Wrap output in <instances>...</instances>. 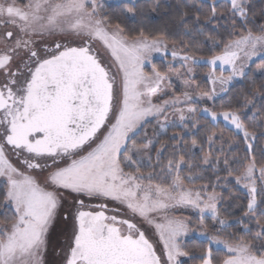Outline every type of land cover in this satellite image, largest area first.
<instances>
[{"label": "snow or ice", "instance_id": "1", "mask_svg": "<svg viewBox=\"0 0 264 264\" xmlns=\"http://www.w3.org/2000/svg\"><path fill=\"white\" fill-rule=\"evenodd\" d=\"M106 4L0 0V264H264V0Z\"/></svg>", "mask_w": 264, "mask_h": 264}, {"label": "trees", "instance_id": "2", "mask_svg": "<svg viewBox=\"0 0 264 264\" xmlns=\"http://www.w3.org/2000/svg\"><path fill=\"white\" fill-rule=\"evenodd\" d=\"M186 2L190 3L191 0H138V3H140L142 6H145V7L156 6L157 4L159 5L158 10L156 12H152L149 14V27L150 28H163L165 24L169 23L171 18L176 16V14H177V7L176 6L178 4H184ZM106 7L108 8L109 12H113V11L118 12V10H119L117 8V3H108V4H106ZM197 55H205V56L211 55V53L207 51L206 43L201 45V51L198 52ZM259 63H260V61L257 60L256 63L251 65V67L255 68ZM204 70H205V67H201V68H198L196 70V82L200 83L201 88H207V83H206V81L202 75ZM250 74L251 73H249V75ZM257 84H259V80L257 81ZM234 85L235 86L233 88V91H239V90H242L246 87L245 82H241V83H235L234 82ZM221 103H223L222 100L218 99L216 101L217 105H220ZM207 106L210 107L211 102L208 103ZM258 107H259V102H258ZM201 122L203 123L202 118H201ZM149 125H152V124H149ZM149 125H147V126H149ZM221 127H223V125H221ZM172 131H173V129H168L169 134H171ZM176 131L187 132V130H181V129H176ZM194 134H195V130H193L192 132H187V134L185 135V139L190 143L191 139L194 137ZM162 139H166V137H162ZM221 175H223V173H221ZM211 178L214 179V177H211ZM207 182H208V177H206L204 181H197L196 183L200 184V183H207ZM217 191H220V189H217ZM224 195L227 197V192H225ZM1 199H2V197H0V200ZM236 215H239V213H237ZM188 240H189L190 245H191V243H193L194 240L196 243H199L198 238H191ZM219 255L222 256L223 253L221 252V253H219ZM188 264H195V262L188 261Z\"/></svg>", "mask_w": 264, "mask_h": 264}, {"label": "rangeland", "instance_id": "3", "mask_svg": "<svg viewBox=\"0 0 264 264\" xmlns=\"http://www.w3.org/2000/svg\"><path fill=\"white\" fill-rule=\"evenodd\" d=\"M108 3H117V0H107V4ZM208 71L207 67L205 66V70L204 72L202 73L203 75V78H204V74ZM217 73L219 74V69H217ZM228 73L225 72V75H227ZM251 75V74H250ZM207 87H209V85H207ZM210 103V102H209ZM201 107L205 106L203 104L200 105ZM148 127V130H149V134L151 135L152 133V128H153V125H149L147 126ZM169 129H172V128H169ZM157 131H159V129H157ZM71 199V198H69ZM0 202H2V199L0 200ZM86 203H99L98 201H88L86 200L85 201ZM6 211V210H5ZM237 214V213H236ZM172 215L176 216V217H181V216H189L191 215V212L190 211H185V210H177L175 212L172 213ZM224 215H227V213H224ZM11 219L10 215L8 217L4 216V215H0V223H4V222H8L9 220ZM233 229H229V231H232ZM191 238H194V237H188L187 239H191ZM60 241H63L64 237L63 236H60L59 237Z\"/></svg>", "mask_w": 264, "mask_h": 264}, {"label": "flooded vegetation", "instance_id": "4", "mask_svg": "<svg viewBox=\"0 0 264 264\" xmlns=\"http://www.w3.org/2000/svg\"><path fill=\"white\" fill-rule=\"evenodd\" d=\"M86 204H93L94 205V204H97V203H86ZM85 210H91V209L86 208Z\"/></svg>", "mask_w": 264, "mask_h": 264}]
</instances>
